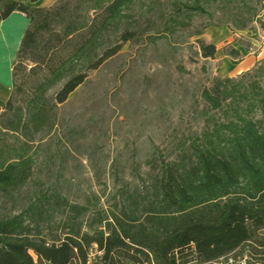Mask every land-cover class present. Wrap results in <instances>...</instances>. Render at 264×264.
<instances>
[{
    "label": "trees",
    "instance_id": "obj_1",
    "mask_svg": "<svg viewBox=\"0 0 264 264\" xmlns=\"http://www.w3.org/2000/svg\"><path fill=\"white\" fill-rule=\"evenodd\" d=\"M134 2L57 0L32 7L0 0V20L15 10L30 18L9 97L0 106V128L21 138L0 147V195L29 179L36 154L31 142L53 125L57 104L131 38L120 24ZM208 2L190 0L184 7L204 14ZM259 4L264 12L263 0ZM196 42L203 57L214 58L215 44ZM225 54L233 63L242 60L238 47ZM256 70L262 81L214 78L201 97L222 113L219 120L174 159L152 165L132 191L123 187L110 216L70 202L55 188L0 214V264L218 263L239 249L246 264H264V58Z\"/></svg>",
    "mask_w": 264,
    "mask_h": 264
},
{
    "label": "rangeland",
    "instance_id": "obj_2",
    "mask_svg": "<svg viewBox=\"0 0 264 264\" xmlns=\"http://www.w3.org/2000/svg\"><path fill=\"white\" fill-rule=\"evenodd\" d=\"M189 1L135 0L120 24L131 38L57 104L53 125L31 142L36 154L29 179L0 195V214L15 213L55 188L70 202L110 216L123 187L132 191L152 165L174 159L212 119L219 120L222 113L210 109L201 91L227 76L219 72L218 56L230 46L242 58L260 53L264 12L260 0H209L208 12L198 14L184 7ZM108 35L118 43L115 33ZM197 38L215 44L217 56L203 57ZM259 55L249 74L229 77L262 81L256 68L264 50ZM20 140L17 132L0 128V147ZM240 250L230 256L237 259Z\"/></svg>",
    "mask_w": 264,
    "mask_h": 264
},
{
    "label": "crops",
    "instance_id": "obj_3",
    "mask_svg": "<svg viewBox=\"0 0 264 264\" xmlns=\"http://www.w3.org/2000/svg\"><path fill=\"white\" fill-rule=\"evenodd\" d=\"M32 7H47L56 3L57 0H18ZM29 16L19 10L12 11L7 17L0 20V106L9 97L12 87V64L19 49L25 30L29 26ZM223 36L229 35L226 29L220 28ZM264 50L262 47L260 53ZM259 53V54H260ZM248 52L237 63L231 62L226 55L218 56L221 60L220 74L234 76L250 69L260 58V55ZM217 56V52H216ZM260 264V263H255Z\"/></svg>",
    "mask_w": 264,
    "mask_h": 264
},
{
    "label": "built area",
    "instance_id": "obj_4",
    "mask_svg": "<svg viewBox=\"0 0 264 264\" xmlns=\"http://www.w3.org/2000/svg\"><path fill=\"white\" fill-rule=\"evenodd\" d=\"M226 261L224 262L222 259L219 260L218 263H197V264H225V263H229V264H246V256L243 257H238L233 258V256L228 255L226 258ZM193 261H189L185 264H191Z\"/></svg>",
    "mask_w": 264,
    "mask_h": 264
}]
</instances>
